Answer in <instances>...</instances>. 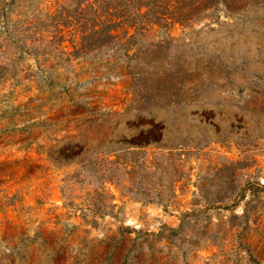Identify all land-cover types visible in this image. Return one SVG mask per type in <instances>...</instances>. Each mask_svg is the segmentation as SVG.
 Returning <instances> with one entry per match:
<instances>
[{"label":"rangeland","instance_id":"1","mask_svg":"<svg viewBox=\"0 0 264 264\" xmlns=\"http://www.w3.org/2000/svg\"><path fill=\"white\" fill-rule=\"evenodd\" d=\"M0 264H264V0H0Z\"/></svg>","mask_w":264,"mask_h":264}]
</instances>
